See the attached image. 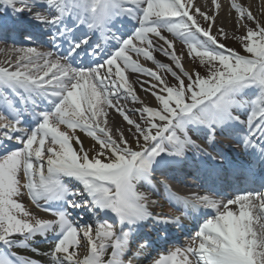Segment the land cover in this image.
<instances>
[{
	"label": "snow or ice",
	"instance_id": "obj_1",
	"mask_svg": "<svg viewBox=\"0 0 264 264\" xmlns=\"http://www.w3.org/2000/svg\"><path fill=\"white\" fill-rule=\"evenodd\" d=\"M211 3L219 7L216 0ZM0 4L13 16L27 14L53 29L49 41L54 49H10L16 53L15 63L0 67V145L8 141L19 145L4 148L0 156V264H141L137 258L150 242L127 247L132 226L144 219L156 223L180 219L150 210L158 201L143 189L152 183L154 162L183 158L188 152L206 154L207 147L198 142L201 138L193 136L206 129L203 143L211 144L220 138L218 126L226 123L239 126L245 150L257 149L264 155V22L241 5H231L238 19L255 23L242 25L247 31L239 37L242 50L237 51L212 34L214 17L199 8L193 14L188 0H0ZM120 16L134 21V31L123 39L119 28L114 32L115 25L108 27ZM80 25L87 26L89 34L81 36ZM176 42L183 44L179 53ZM154 53L170 63L158 61ZM82 56L87 66L73 67L69 58ZM181 56L190 60V67L182 64ZM140 57L170 73L173 82L143 67ZM197 61L204 66L203 73ZM128 70L147 77L140 87L158 102L155 107L128 110L120 105L122 99L137 101L125 75ZM245 89L254 95L249 97ZM105 106L129 125V138L121 133L114 139L101 126L98 117L107 116ZM64 178L83 186L69 191V196L86 191L93 207L111 212L112 220L80 224L63 211L42 207L45 198L62 197ZM158 183L167 189L166 182ZM24 190L48 216L34 214L20 202ZM176 198L211 209L212 215L186 247L154 257L150 264H264V191L243 192L226 202L211 195ZM66 204L72 209L82 206L72 200ZM83 206H88L87 200ZM49 234L54 243L43 253L24 240ZM21 242L36 255L18 259L20 253L14 249Z\"/></svg>",
	"mask_w": 264,
	"mask_h": 264
},
{
	"label": "bare ground",
	"instance_id": "obj_2",
	"mask_svg": "<svg viewBox=\"0 0 264 264\" xmlns=\"http://www.w3.org/2000/svg\"><path fill=\"white\" fill-rule=\"evenodd\" d=\"M204 1L205 0H188V2L190 4V11L193 14H195V9L196 8H199L201 11H203L198 6L202 5ZM224 1H225V3H224ZM233 3L241 5V7L245 9L246 13H251L252 16L255 18V20L262 22L261 19L264 18V0H216V4L219 5V7H214L213 5H212V7H210V14H211V16L214 17L213 25L214 24L216 25L219 22H221L222 26H224V28L229 29L230 25L237 24L238 13H236V11L231 7V5ZM224 4H227V7H228V12L227 13L224 12V7H223ZM3 7L4 6L2 4H0V10L1 11H3ZM259 8H262V9H260V12H262V13H260L258 11ZM244 19H246V17ZM112 22H113V19L111 20L109 25L112 24ZM125 22H127V19L125 20ZM133 23H134V21L127 22V24H129L131 27L129 25H126L125 32H123V30H122L123 28L120 29L121 30L120 33H122L121 39L127 38V36L131 35L132 31H134ZM249 23H252L254 25L255 21L254 22L252 21V22H249ZM238 24L239 25L240 24L244 25L245 22H244V20H240L239 19ZM84 32L89 34V30L88 29L85 30ZM79 33H81V32L79 31ZM112 43H115V41H112ZM16 44H19L18 41L13 42L12 44H3L2 46H0V62H1L0 64H2L3 67H8L9 66V63L5 62L4 59H7V58L14 59V60L16 59V53L9 51L10 49H13V48H19V47L16 46ZM176 49H177V52L179 53V51L181 49V47L179 45V42H176ZM5 52H7V54ZM154 55L156 56V59L158 61L163 63V61H162L163 58H161L160 53H154ZM132 58L136 59L134 54H133ZM69 60H70V62L74 61V60H72L71 57L69 58ZM181 62H182V64H184V66L186 68L191 66L190 63H188L185 59H183V56H181ZM14 63H15V61H14ZM139 63L143 67L150 68L153 71H157L158 74L161 75V69H159L158 66L156 64H154L153 62L145 61L143 59V57H140L139 58ZM125 75H126V77L128 79L129 85L132 87V89L134 91V94L137 96V101L133 102L131 99H126V100L122 99L120 101V105L122 107H124L125 109H128V110H133V109H137V108H141V107H145V106L155 107L158 102L149 93H147L145 91H142L141 87H140V81L141 80H147V77H145V76H143L141 74L133 73V72H131V70L126 71ZM145 87H147V85H145ZM105 111L107 112V116L98 117V120L100 121L101 126H103L105 128L108 127L110 130H112L114 139H115L114 135H116L117 133L118 134L123 133L125 138H129L130 137L129 125L123 120V118L114 109L107 108L105 106ZM129 114L131 115V112H129ZM131 118L132 119H137V117L135 115H131ZM238 138L240 140H242L240 137H238ZM236 141L238 142L239 140L237 139ZM239 148L241 149V151L243 153H248V154L256 156L257 160L260 162V164L258 165L259 171L264 170V155H262L259 150L253 149V148H249V149L245 150L242 147V142L240 143ZM258 153H260V155H257ZM248 154H245V155H248ZM247 163H248L249 167L252 166V163L248 162V160H247ZM258 177H262L263 178L262 181L264 182V176L263 175L259 174ZM72 181L75 182L76 180L73 179ZM143 190H147L148 191L151 199L158 201L157 205L154 206V208L150 209V210L158 213L160 211L159 205H160L161 197H162L161 195L159 197V195L156 193V192H159V184L155 183L154 186L150 187V186H147L146 183H145ZM81 193H83L82 195H85V196H91L86 191H81ZM162 195H163V198H164L167 195V191H164V193ZM171 198H176V197L175 196H171ZM179 203H181L180 200H176V202H173V204L178 206V208H179ZM28 206H29V209L31 211H33L34 214H38L39 213L30 204H28ZM25 207H27V205H25ZM39 215L40 216H45L42 213L39 214ZM144 220L146 222L153 223L155 226H159L160 225V223H156V222H154V221H152L150 219H144ZM165 225H168V223H166ZM257 230H258V228H257ZM134 231H137V230L135 228H131V230L129 231L128 237H127V239L125 241V244L126 243H132L134 241H136V244H139V242H140L139 239L134 238V237L135 236H140V235H138V234L134 235V233H133ZM149 231L150 230L148 229L146 232H149ZM146 232L144 233V235H149ZM135 239H137V240H135ZM137 241H139V242H137Z\"/></svg>",
	"mask_w": 264,
	"mask_h": 264
},
{
	"label": "rangeland",
	"instance_id": "obj_3",
	"mask_svg": "<svg viewBox=\"0 0 264 264\" xmlns=\"http://www.w3.org/2000/svg\"><path fill=\"white\" fill-rule=\"evenodd\" d=\"M224 3H225V1H224ZM198 7H200L203 10V12H206L207 14L211 15L210 14V7H212L211 0H205L203 2V4L200 5V6H198ZM223 7H224V12L227 13L228 12L227 4H224ZM260 9H262V8H259V10H258L259 12H260ZM260 13H262V12H260ZM197 19L200 20L201 25L203 27H207V23H205L202 20V18H200L198 15H197ZM243 20H244L245 24H247L248 26H253V24L252 23H249V21H247V19H243ZM261 20H262V22H264V18H262ZM238 22H239V19L237 21V24H238ZM237 24L230 25V28L229 29H226V28H224V26H222V23L219 22L218 24H216V25L214 24L213 25V27H212V29H213L212 30V34H214L215 36H217V38L219 39L220 43L225 44L229 48L236 49L237 51H241L242 50V45L240 43L239 37L241 35H245L247 29H246V27L242 26V24H240V25L239 24L237 25ZM180 47L182 48L181 45H180ZM184 51L186 52L187 50L184 49ZM183 59H185L188 63H190V60L188 58H186L185 56H183ZM165 63H168V62H165ZM196 64H197L199 70L203 73L205 71L204 66L203 65H199V62L198 61L196 62ZM163 77L169 83H172L173 82V78L171 77L170 73H167V72L164 71V76ZM251 94H254L253 91H252ZM120 135L121 134H118L117 133L114 136H115V138H117Z\"/></svg>",
	"mask_w": 264,
	"mask_h": 264
}]
</instances>
